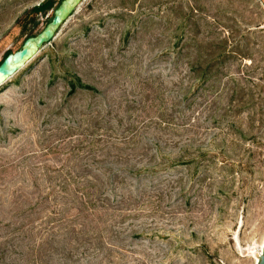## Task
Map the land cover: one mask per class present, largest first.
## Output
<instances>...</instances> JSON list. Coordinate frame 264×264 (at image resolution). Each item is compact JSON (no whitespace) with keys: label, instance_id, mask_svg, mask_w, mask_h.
<instances>
[{"label":"rangeland","instance_id":"rangeland-1","mask_svg":"<svg viewBox=\"0 0 264 264\" xmlns=\"http://www.w3.org/2000/svg\"><path fill=\"white\" fill-rule=\"evenodd\" d=\"M41 1L0 0V61ZM263 251L264 0H83L0 86V264Z\"/></svg>","mask_w":264,"mask_h":264},{"label":"water","instance_id":"water-1","mask_svg":"<svg viewBox=\"0 0 264 264\" xmlns=\"http://www.w3.org/2000/svg\"><path fill=\"white\" fill-rule=\"evenodd\" d=\"M82 1L61 0L45 27L35 36L26 38L20 49L5 56L0 63V86L19 71L27 61L33 58L45 44L54 38L60 26ZM256 264H264V251L259 255Z\"/></svg>","mask_w":264,"mask_h":264},{"label":"trees","instance_id":"trees-1","mask_svg":"<svg viewBox=\"0 0 264 264\" xmlns=\"http://www.w3.org/2000/svg\"><path fill=\"white\" fill-rule=\"evenodd\" d=\"M60 2H61V0H42L38 5H35V6L31 7L26 12L25 17H29L30 18V22L31 21L34 22L36 15H39V14H47V12H49V11H51V14H52L53 11L59 5ZM50 17H52V15ZM25 25L26 24L23 25V30L25 29ZM30 36H32V34L29 33V35H27V38L30 37ZM9 53H11V51H7L5 53V55L3 56V59ZM1 61H0V63H1Z\"/></svg>","mask_w":264,"mask_h":264}]
</instances>
